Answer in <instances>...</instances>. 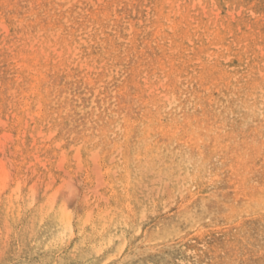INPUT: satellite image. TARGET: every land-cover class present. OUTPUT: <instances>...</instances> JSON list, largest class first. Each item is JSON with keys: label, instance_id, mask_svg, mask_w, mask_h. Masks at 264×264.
<instances>
[{"label": "rangeland", "instance_id": "374dc122", "mask_svg": "<svg viewBox=\"0 0 264 264\" xmlns=\"http://www.w3.org/2000/svg\"><path fill=\"white\" fill-rule=\"evenodd\" d=\"M0 264H264V0H0Z\"/></svg>", "mask_w": 264, "mask_h": 264}, {"label": "bare ground", "instance_id": "6f19581e", "mask_svg": "<svg viewBox=\"0 0 264 264\" xmlns=\"http://www.w3.org/2000/svg\"><path fill=\"white\" fill-rule=\"evenodd\" d=\"M22 217V216H21ZM25 258V257H24Z\"/></svg>", "mask_w": 264, "mask_h": 264}]
</instances>
